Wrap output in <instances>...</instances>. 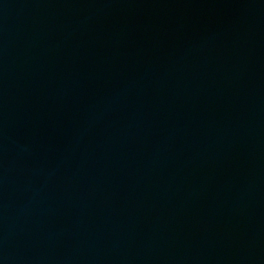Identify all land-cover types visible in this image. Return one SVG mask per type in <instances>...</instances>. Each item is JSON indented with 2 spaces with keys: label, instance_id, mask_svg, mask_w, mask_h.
I'll use <instances>...</instances> for the list:
<instances>
[{
  "label": "water",
  "instance_id": "1",
  "mask_svg": "<svg viewBox=\"0 0 264 264\" xmlns=\"http://www.w3.org/2000/svg\"><path fill=\"white\" fill-rule=\"evenodd\" d=\"M0 264H264V0H0Z\"/></svg>",
  "mask_w": 264,
  "mask_h": 264
}]
</instances>
